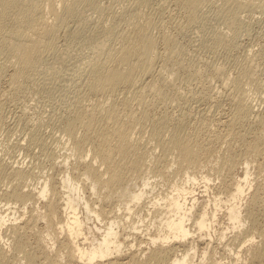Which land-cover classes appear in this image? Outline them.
Here are the masks:
<instances>
[{"label": "rangeland", "instance_id": "obj_1", "mask_svg": "<svg viewBox=\"0 0 264 264\" xmlns=\"http://www.w3.org/2000/svg\"><path fill=\"white\" fill-rule=\"evenodd\" d=\"M103 1L104 4H109L113 10L121 9L123 5L128 8L135 7L134 0H117L119 3H116V1L114 3L113 0L112 2L102 0V3ZM142 1L144 7L139 6L140 10L147 17L149 14L153 24H156L154 26L152 24L153 28L151 26L150 31L158 40L157 51L162 53L163 36L167 33L171 40L173 39L174 45L179 48L178 56L176 55L175 59L190 63V67L194 64L191 68L189 67L190 69L185 67V69L179 71V79L174 85L180 89L181 94L178 95L177 93L178 96H176L174 85H172L166 90V95L171 97L174 94L175 96L169 98L165 103L156 101L151 104L146 108L147 116L152 119L163 116L166 112L171 117V125V122L178 121V118L185 116L186 120L183 123L181 122L184 132H188L192 138L197 139L199 142L211 146L210 151L202 150L203 152L200 154L201 163L189 171H193L200 180L197 184H194V188L199 192L197 194L199 198L196 211L201 212L204 210L209 198L210 206L206 209L209 212L210 220H212V214H214V208H216L214 200H218L216 204H220V208L216 212L218 216L214 218L216 222H211L210 234H212V238L208 236V228L204 229L202 231L204 235H201L202 240H200L199 246H196L190 252L192 264H232V262L234 264H261L259 254L260 250L264 249V154L251 151L247 146L253 139L251 138L252 134L255 135L261 131H259L258 125L255 124L254 115H251L249 120L246 119L241 123L228 127L227 121L234 108L235 99L233 100L230 97L229 89L231 86L225 84L221 79L222 77L214 73V68L221 67L225 74L230 77H237L238 69L246 64L248 54L264 47V0H250V2L238 0L231 4L226 0H203L202 8L194 13L192 19L195 21H193V24L180 7L178 8L175 0ZM161 2L163 7L160 6ZM226 5L227 9L225 8ZM223 7L224 9L221 10ZM94 19H97V12L93 11L90 6L81 4L77 16L69 18V25L67 24L60 30L56 38L54 51L47 53L42 60L40 59L38 70L39 73L41 70L43 71H41L42 74L40 73L41 76H39L38 70L35 71L38 74L34 75L36 80H29L22 88L8 91L11 88L8 80L9 75L6 72L0 75V162L6 163L8 168H10L9 164L23 165L34 171L31 177H26V180L23 179L19 183L9 173L10 169L0 174V212L4 215L8 214L12 218L7 220L2 226V230H0L2 235L0 237V264H73L72 259L67 255L69 248L72 247V243L69 247L66 245L70 237L67 231L62 232V228L59 226V224H64L66 220L64 210H61L57 216H46L47 203L51 198V194H47L46 197L30 198L26 203L25 201L15 203L14 199L10 197V192L15 188H21L25 191L31 189L33 192L39 191L45 179H52L53 176V180H56L57 184L59 178L66 176V170L71 173L73 179L78 178L81 180V184H83L82 192H84L90 204V209L102 212V220H104L100 224V220H96V214H90L91 219L86 220L88 212L84 210V200L79 201L80 214L86 220L84 227V233L88 237L86 245H89L94 237L101 236L102 230H98L94 226V222L97 226L103 228L105 221L115 217L113 213L116 207L113 208V212H110L113 210L110 209L116 204L121 205V211L124 214L127 211L125 204L130 202V205L135 208L133 216L137 222L141 208L144 204L147 205L150 202L148 200L151 197L153 200L156 196L164 198L174 190L176 184H181V177L179 175L174 176L176 164L166 168L163 167L175 160L176 153L163 154L164 152L156 145V142L150 138L151 127L147 122H144L147 123L146 125L141 123L143 128L139 124L132 127V135L139 140L140 145L151 150L144 155V167L137 179L138 185L144 187L142 186L143 178L144 180L151 178L150 186L145 188L148 197L143 201L135 202V200L129 198H121L120 200L117 195L113 196L111 201L109 198H102L101 196L106 195L108 192L107 189L97 185L92 190L91 179L84 174L81 175L84 170L83 166L79 165L75 168L74 160L76 161V157L71 140L69 141L63 126L77 107L76 99L80 90L82 92L86 88L84 86L86 75L83 72L89 60L87 56L90 58L94 54L95 47L93 44L96 42L90 41H94V39L99 41V37L102 39L99 41L100 43L113 42L114 40L109 41L105 36H99L98 38L93 36L98 30V27H95L96 21ZM106 23H109V20ZM91 30L94 31L93 34ZM92 38L93 40H91ZM96 43L95 46L97 44L98 46L101 45ZM6 61L8 63V59L4 55L0 57V63H6ZM157 61V65L154 64L156 69H153V73L159 76L158 70L160 69V73L162 69L160 64L163 63L161 60ZM262 62L264 63V59L259 64L263 69L264 64ZM9 64L10 66H8ZM11 65L10 62L7 64L8 71L14 66ZM195 65L197 68L194 67ZM260 67L257 68L256 76L260 74L257 76L258 78H243L240 91V94L253 105L254 113L264 112V72H262L264 70ZM80 68H83L82 72H80ZM198 69L199 71L201 69L202 72L198 73L196 71L197 74H193ZM190 73L192 75L187 77ZM74 75L77 76L74 77ZM78 78H82V81ZM223 84L226 87L230 86V88H226ZM221 88H224L223 91ZM119 94L121 95V93ZM81 96L83 98L88 97V95L82 94ZM209 124H213L212 127ZM249 127L252 129H250L251 133L250 130L248 132ZM229 129L233 131L228 132ZM79 130L81 131V129ZM242 131L250 134L247 135ZM232 132L245 134L243 138L245 140H241L240 143L232 134L230 136ZM67 156L69 158L64 165L62 162ZM88 158L90 156L87 157V160H89ZM229 161H236V164L230 170L226 168V163ZM247 161L249 162L248 169L251 175L249 176L246 192L236 197V200H232L230 183L235 182L236 176H244ZM72 171L75 173L72 174ZM203 174L208 176L210 180H202ZM205 184H208L207 190L204 187ZM250 184L252 186L248 187ZM136 189L137 187L133 185L132 191ZM57 191L60 197L59 200H63L67 188H62V185L58 183ZM74 194H76V190H74ZM74 197L77 199V196ZM168 197L170 198V196ZM233 205L237 210L240 208V220L246 222L244 226L238 224L240 228L238 226L233 228L232 220L228 216L227 208ZM100 208H105L106 212L101 211ZM16 214L20 220L18 219L15 223L12 221H14L13 218ZM227 224L228 226H226ZM16 225L19 227H16ZM124 225L129 228L133 226L127 220H125ZM121 228L123 229V224ZM224 230H226V236H224ZM141 233H135L140 240L143 237ZM250 236H255V238L250 239ZM82 240L84 238H80V241ZM142 240L144 244L138 242L136 245L140 248L135 253L138 256L152 254V250L155 249L153 243L146 237ZM242 242H246V244L240 248ZM52 244H56V246H52ZM204 252H206L205 257ZM236 252H240V254L236 256ZM220 260L222 262H218ZM154 264L166 263L155 261Z\"/></svg>", "mask_w": 264, "mask_h": 264}, {"label": "bare ground", "instance_id": "obj_2", "mask_svg": "<svg viewBox=\"0 0 264 264\" xmlns=\"http://www.w3.org/2000/svg\"><path fill=\"white\" fill-rule=\"evenodd\" d=\"M110 1L112 2V0ZM115 1L119 3V1L113 0L114 3ZM134 1L135 7L133 8L123 5L121 9L113 10L109 4H104V1L102 3V0H0V57L4 55L8 59V63L10 62L14 65H11L14 69L12 68L13 70L10 69L8 71L7 61L6 63H0V75L5 74L4 72L9 75L8 80L11 88H8V91L20 89L26 82L35 79V71L40 68V59L42 60L47 53L54 51L56 38L60 30L68 24L69 18L77 16L78 8L81 4L88 5L93 11L97 12V19H94V21L97 22H95V27L97 26L98 30L93 36L96 38L105 36L109 41L114 39L113 42L105 41L100 43L99 41L102 39L99 37V41L95 39L90 41H96L101 45L98 46L95 42L97 45L93 44L95 47V50L93 49L94 54L90 58L87 56L89 60L87 65L85 64L87 67L84 65L86 69L84 68L83 72L86 75V83L84 82L86 88L82 92L80 90L76 99L77 107L63 126L69 141L71 140L72 143V149L76 157V161L74 160L75 168L79 165L83 166L84 170L81 175L84 174L91 179L92 190L97 185L106 188L108 192L101 197L109 198L110 201L113 200L112 197L115 195L119 196L120 200L121 198H129L130 200H135V202L143 201L148 197L145 188L150 186L151 178H146L145 180L143 178L142 186L144 187L138 185L137 179L144 167V155L151 150H148L143 145L142 147L139 140L132 135V127L136 124L149 123L151 127L150 138L156 142V145L164 152L163 154L176 153L175 160L163 166L166 168L176 164L174 176L177 177L179 175L182 180L180 185H175L174 190L171 188L172 192L168 194L170 198L168 196H164V198L156 196L153 200L151 197L148 200L150 202L146 201L148 204H144L145 207L141 208L137 222L133 216L135 208L130 205V202H126L127 211L124 214H122L120 204H116L113 207L110 206L112 207L110 210L116 207L115 211L114 209L110 211H114L113 215L115 217L105 221L103 228L97 226L96 222H94V226L98 230H102L101 236L94 237L89 245H86L88 237L84 233L86 220L91 219L90 214H96V220H100V224H102L104 222L102 220L103 213L99 210L97 212L94 209H90V204L84 192H82L83 184H81V180L78 178L73 179L68 170H66V176H62L57 181L62 185V188H67V191L64 192L63 200H59L58 183L56 184V180H53V176L52 179H45L42 182L39 191L33 192L31 191L32 189L25 191L21 188H15L10 192V197L14 199L15 203L18 201H25L26 203L30 198L46 197L47 194H51V198L47 203L46 216H57L61 210H64L66 220L64 224H59V226L62 228V232L66 230L70 237L66 245L69 247L70 243H72V247L69 248L67 255L72 259L73 264H154L155 261H163L166 264H192L190 252L196 246H199L200 240H202L201 235H204L202 234L204 229L208 228V236L212 238V234H210L211 222H216L214 218L218 216L216 212L220 208V204H216L218 200H214L216 208H214V214H212V220H210L209 212L206 209L210 206L209 198L206 208L201 212L196 211L199 198L197 194L199 192L194 188V184H197L200 180H198L193 171H189L201 163L200 154L203 152L202 150L210 151L211 146L199 142L197 139L192 138L188 132H184L182 123L186 120L185 116L178 118V121L171 122L172 125L170 124L171 117L166 112L165 115L152 119L147 116L146 108L154 102L162 101L165 103L169 98L179 95L180 89L174 85L179 79V71L183 68L185 69V67L190 69L194 64L190 67V63L175 59V56H178L179 48L174 45L173 39L171 40L167 33L163 36L162 43L164 46L162 53L157 51L158 40L150 31L153 21L149 14L147 17L140 10L144 2L142 0ZM234 1L238 0H226L230 4L234 3ZM246 1L250 2V0ZM175 3L187 15L192 24L195 21L192 19L195 11L200 10L203 6V0H175ZM162 5L161 2L160 6ZM225 8L227 9V5ZM223 9L224 7L221 10ZM108 20L109 23H106ZM154 25L156 24L154 23ZM91 32L92 34L94 33L93 30ZM263 59L264 47L248 54L246 64L238 69L237 77H230L225 74L221 67L214 68V73L222 77L221 79L225 84L231 86V88L227 86L231 89V91L229 89L230 97L233 100L235 99L234 108L227 121L228 127L241 123L246 119L249 120V117L254 115L255 124L258 125L261 132H253L256 134H252L251 138L253 139L247 146L251 151L260 152L262 155L264 154V112L260 113L258 111L259 113H254L253 105L240 94V91L244 77H253L252 79H255L260 75L256 76L257 68L261 66L259 64ZM157 60H161L163 63L160 64L162 65L160 73L158 68L159 76L153 73V69H156L154 64ZM194 67L197 68L196 65ZM260 68L262 69V66ZM82 69L80 72H82ZM261 69L259 70L261 71ZM262 70H264V66ZM41 71L40 73L42 74ZM45 71L48 73L47 70ZM196 71L198 73L202 72L201 69L200 71L198 69L193 74L196 75ZM40 73L39 76H41ZM77 75H74V77ZM190 75L192 74H188L187 77H190ZM37 83L39 84V82ZM172 85H174L175 95L172 94L171 97H168L166 90ZM223 86L225 85L223 84ZM81 94L88 95V97L83 98ZM135 108L139 109L136 110ZM189 116L191 117V115ZM182 118L184 119L182 120ZM209 121L213 123L210 119ZM146 124L144 123L143 125ZM212 125L209 124L211 127ZM250 129L251 127H249L248 132ZM231 130L229 129L228 132ZM256 131L258 132V130ZM243 133L232 132L230 136L233 135L241 143L245 135ZM89 156L90 158L87 160ZM68 158L69 156L63 160L62 163L64 165ZM246 163L244 176H236L235 182L230 183L232 200H236V197L246 192L249 176L251 175L248 169L249 162L247 161ZM235 164L236 161H229L226 163V168L230 170ZM8 166L10 168L6 166V163L0 162V174L10 169L9 173L18 183L26 177H31L32 172H34L31 171V168L28 169L23 165L9 164ZM73 173L75 172L72 171ZM78 174L80 173L78 172ZM202 180H210V178L203 174ZM133 185L137 187L134 191H132ZM207 186L208 184L204 186L206 190ZM251 186L252 184L248 187ZM74 190H76V194H74ZM74 196H77V199ZM82 200H84V210L88 212L86 220L82 217L79 210ZM75 202L78 203L75 204ZM100 209L106 212L105 208ZM227 210L229 212L228 216L232 220L233 228H236L238 224L240 226L246 224V222L240 220V208L237 210L233 205ZM9 216L0 212V230H2V226L7 220L12 219ZM18 219L20 220L16 214L12 222L16 223ZM125 220L133 226L129 228L124 225ZM122 224L123 229L121 228ZM16 227L19 226L16 225ZM138 232H142V239L144 237L150 239L153 246H155V249L152 250L153 253L151 252L152 254L138 256L135 253L140 248L136 244L143 241L135 235ZM224 236H226V230H224ZM0 237H2L1 234ZM80 238H84V240L80 241ZM252 238H255V236H250V239ZM246 242H242L240 248ZM52 246H56V244H52ZM232 251L234 252V250ZM140 253L142 252L140 251ZM238 254L240 252H236V256ZM205 256L206 252H204ZM259 258H261V264H264V249L260 250ZM218 262H222V260Z\"/></svg>", "mask_w": 264, "mask_h": 264}]
</instances>
